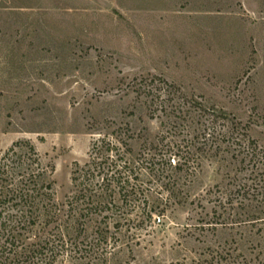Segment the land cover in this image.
I'll return each mask as SVG.
<instances>
[{"label": "rangeland", "instance_id": "1", "mask_svg": "<svg viewBox=\"0 0 264 264\" xmlns=\"http://www.w3.org/2000/svg\"><path fill=\"white\" fill-rule=\"evenodd\" d=\"M118 126L160 207L102 264H264V0H0V158L30 141L63 203Z\"/></svg>", "mask_w": 264, "mask_h": 264}, {"label": "trees", "instance_id": "2", "mask_svg": "<svg viewBox=\"0 0 264 264\" xmlns=\"http://www.w3.org/2000/svg\"><path fill=\"white\" fill-rule=\"evenodd\" d=\"M148 93L151 100L157 99L151 90ZM161 103L167 112L165 101ZM154 104L149 105L151 112L156 110ZM192 106L172 104L169 114L191 118ZM99 134L88 161L73 169V190L63 203L55 199L54 167L43 163L30 141H17L4 152L0 158V264H55L61 256L102 264L117 246V240L109 241L111 228L120 230L121 222L132 216L139 223L152 218L160 204H151L139 185L140 167L129 157L130 129L118 126L110 134ZM169 152L171 156L163 162L185 171L187 163L173 166L171 158L177 153L173 148ZM93 223L95 237L89 239L87 231Z\"/></svg>", "mask_w": 264, "mask_h": 264}]
</instances>
